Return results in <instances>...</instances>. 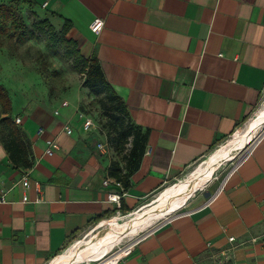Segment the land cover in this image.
I'll list each match as a JSON object with an SVG mask.
<instances>
[{"label":"crops","instance_id":"1","mask_svg":"<svg viewBox=\"0 0 264 264\" xmlns=\"http://www.w3.org/2000/svg\"><path fill=\"white\" fill-rule=\"evenodd\" d=\"M31 1L53 25L71 22L81 52L99 60L133 122L149 136L119 204L109 197L121 188L104 183L114 178L117 157L98 148L106 141L96 128H84L78 102H33L17 114L13 107L35 162L16 166L0 140V179L8 190L0 203V264H43L91 226L130 220L235 134L264 99V0ZM97 18L104 21L100 33L91 29ZM67 122L72 134L64 131ZM263 135L221 189L194 193L101 264L122 255L117 264H264ZM50 139L60 144L53 155L46 153ZM25 170L28 188L19 182Z\"/></svg>","mask_w":264,"mask_h":264},{"label":"rangeland","instance_id":"2","mask_svg":"<svg viewBox=\"0 0 264 264\" xmlns=\"http://www.w3.org/2000/svg\"><path fill=\"white\" fill-rule=\"evenodd\" d=\"M24 15L28 25L40 19L39 17H35L29 8L24 9ZM56 24L57 25H54V28L47 33V36L40 35L39 39L30 40L25 43L19 42L16 39L0 36V79L10 90L15 113H20L22 108H26V106H29L33 102L46 103L54 107L57 103L68 97L78 102L80 109L87 111L88 115L92 117L96 129L108 143V148H110L115 156L123 162L125 161V155L131 145L127 144L124 149L123 146L114 141L113 138H115L116 133L111 131V128L107 124V119L100 108L99 97L85 86V73L82 72L80 67L76 66L73 58L67 55V51L73 47V44L65 43L63 40H76L72 38L70 32L65 33L63 31V26H58V23ZM52 37H56L57 41L54 42L50 40ZM78 48H80V45ZM263 109L264 99L263 104L241 124L235 134L219 142L209 153L189 167L178 180L172 181L163 187L152 196L150 199L151 202L148 204L149 206L139 212L157 204L173 187L193 183L201 171L214 159L216 154L222 151V149L229 148L237 137L247 133L251 123L257 119L259 113ZM2 117L3 113L0 107V120ZM257 133L250 143L242 151L238 152L237 155L220 161L217 169L214 171L213 177L199 188L194 195H199L204 192H213L217 189L239 159L242 158L246 151L264 134V124ZM186 208L187 205L175 213L182 212ZM164 219V217L160 218L143 230L139 229L136 233L125 235L120 243L107 254L95 258L92 257L93 255L78 258L69 264H101L106 256V258L110 256L113 257L122 252ZM124 221L127 222L128 220ZM124 221H119L115 218L109 220L107 222L108 225L103 227H99L98 224L91 226L84 233L74 238L59 254L49 258L43 264H66L64 260L68 255H77L78 257L80 255L84 256L87 250L92 251L98 248L102 244L103 238L112 231L120 228L126 223ZM89 241L93 244L87 248L83 244ZM58 256L62 257L63 261H55Z\"/></svg>","mask_w":264,"mask_h":264},{"label":"trees","instance_id":"3","mask_svg":"<svg viewBox=\"0 0 264 264\" xmlns=\"http://www.w3.org/2000/svg\"><path fill=\"white\" fill-rule=\"evenodd\" d=\"M28 5L35 17L39 15L32 9L31 0H0V36L16 39L25 43L30 40L39 39L40 35L47 36L54 25L47 18L35 20L28 25L24 15V9ZM72 24L65 21L63 31L69 32ZM50 40L56 42V37ZM72 43L73 47L67 51V55L73 58L77 67H80L86 75L85 86L99 97L100 108L107 119L111 131L116 133L114 141L126 148L130 144L125 155V161H113L110 166V174L122 182L125 188H129L131 176L140 166L141 159L146 152L149 130L143 131L142 127L136 125L129 113L124 99L117 93L115 88L107 79L99 60L95 56H88L81 52L79 44L74 40H63ZM1 78V76H0ZM0 107L3 117L0 120V140L7 151L11 161L18 167L31 168L35 158L32 142L26 131L15 122L12 115L13 103L10 90L0 79ZM86 114L87 111L81 109Z\"/></svg>","mask_w":264,"mask_h":264},{"label":"bare ground","instance_id":"4","mask_svg":"<svg viewBox=\"0 0 264 264\" xmlns=\"http://www.w3.org/2000/svg\"><path fill=\"white\" fill-rule=\"evenodd\" d=\"M264 124V109L259 113L257 119H255L247 131V133L243 134L236 138L233 144L229 148L222 149L214 159L210 162V164L205 167L196 180L193 183H189L186 185H180L173 187L167 194H165L162 199L155 205L136 213L130 220L124 223L120 228L115 231H112L110 234L106 235L103 238L102 244L92 250H87L84 256H71L68 255L65 257V263L69 264L75 259L84 258L87 256L99 257L104 254L109 253L113 248L120 243L121 239L127 234H133L139 231V229L143 230L145 227L152 225L154 222L162 218L164 215L170 213L174 209L181 206L185 201L190 198L196 190L202 187L209 179L214 175V171L217 169L220 161L223 159L231 158L237 155L238 152L242 151L245 146L253 139L254 135L261 129V126ZM258 134V133H257ZM94 240V239H93ZM99 241V240H98ZM97 242V241H96ZM93 244L91 241L83 244L85 247L89 248L90 245ZM62 257L58 256L55 260L60 262ZM54 261V262H55ZM63 261V260H62Z\"/></svg>","mask_w":264,"mask_h":264},{"label":"built area","instance_id":"5","mask_svg":"<svg viewBox=\"0 0 264 264\" xmlns=\"http://www.w3.org/2000/svg\"><path fill=\"white\" fill-rule=\"evenodd\" d=\"M45 5H46V4H44V6H45ZM103 26H104V21H103L102 19H100V18H97V19L92 23V25H91V29H92V31L95 32V33H100V31L102 30ZM69 104H70V102H69L68 100H65V101L62 102V105H63V106H69ZM59 113H60L59 110H56V111H55V114L58 115ZM79 116H80L82 119H84V124H83V126H84V128H85L86 130H90V129L96 128V127H95V124H94V121H93V119H92V117H91L90 115H88V114H86L85 112H83L82 110H80V111H79ZM15 122H16L17 124H20V122H21V117H17V118L15 119ZM64 131H65L66 133H68V134H72V133H73V127H72V125H71L70 122L65 123V125H64ZM42 132H44V128H43V127H41V128L39 129V133H42ZM263 136H264V135H263ZM97 146H98V148H99L100 150H106V149L108 148V143H107V142H99ZM59 148H60V144L58 143V141L55 140V139H50V140H48V142H47L46 153L49 154V155H53V154L55 153V151L58 150ZM249 149H250V148H249ZM235 168H236V165L232 168V170L228 173V175H227L226 177H228V176L234 171ZM225 179H226V178H225ZM225 179H224L223 182L220 184V186H219L218 189H221V188H222L223 183L225 182ZM111 181H114V182H115V183L121 188L122 192H121V193H117V194H110L109 199H110L111 201H114V202H117V203L120 204L122 197L125 196V195L127 194L126 188H125V186L123 185L122 182L116 180L115 178H113V179H112V178H107V179L104 181V183L107 185V184H109ZM19 182L23 183L24 186H26V188H28V187L30 186V170H25V171H23V173H22V175H21V177H20ZM38 188H39V185H38ZM0 191H1V195H0V203H1V202H5V201H6V196H7L8 190H6V189L4 188L3 181H2L1 179H0ZM217 193H218V192H217ZM229 240H230V242L234 243V242H235V237H230ZM229 252H230V249H226V250H223V251H222V254H223V255H227ZM122 256H123V255H122ZM122 256L119 257V258L117 259L116 263H114V264H117V263L121 260Z\"/></svg>","mask_w":264,"mask_h":264},{"label":"water","instance_id":"6","mask_svg":"<svg viewBox=\"0 0 264 264\" xmlns=\"http://www.w3.org/2000/svg\"><path fill=\"white\" fill-rule=\"evenodd\" d=\"M247 154H248V152H246V153L243 155V157L239 159V162H241Z\"/></svg>","mask_w":264,"mask_h":264}]
</instances>
